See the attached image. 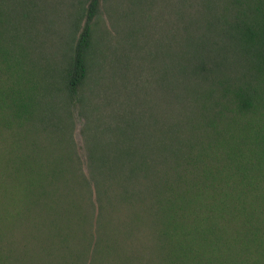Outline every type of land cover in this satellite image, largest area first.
Listing matches in <instances>:
<instances>
[{
	"label": "trees",
	"instance_id": "1",
	"mask_svg": "<svg viewBox=\"0 0 264 264\" xmlns=\"http://www.w3.org/2000/svg\"><path fill=\"white\" fill-rule=\"evenodd\" d=\"M0 264H264V0H0Z\"/></svg>",
	"mask_w": 264,
	"mask_h": 264
}]
</instances>
